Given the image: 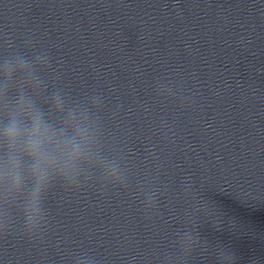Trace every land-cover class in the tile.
I'll list each match as a JSON object with an SVG mask.
<instances>
[{
  "label": "clouds",
  "instance_id": "1",
  "mask_svg": "<svg viewBox=\"0 0 264 264\" xmlns=\"http://www.w3.org/2000/svg\"><path fill=\"white\" fill-rule=\"evenodd\" d=\"M50 67L44 52L30 57L13 51L0 61V188L6 205L20 201V215L29 235L39 231L45 201L57 183L76 187L98 178L103 186L128 187L124 158L105 138L99 95L75 99L57 88L46 103L38 102L44 85L40 72ZM146 196L142 203L149 209L154 206L155 193ZM6 227L7 209L0 215V231ZM198 242L192 231L177 236L182 255L190 253ZM166 260L173 264L170 258ZM74 264L98 262L84 251ZM176 264L182 261L178 259Z\"/></svg>",
  "mask_w": 264,
  "mask_h": 264
}]
</instances>
